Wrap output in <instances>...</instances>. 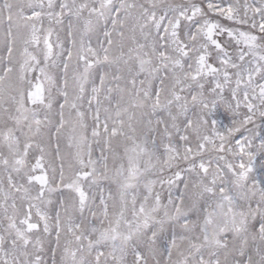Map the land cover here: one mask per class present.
<instances>
[{"label": "snow or ice", "instance_id": "obj_1", "mask_svg": "<svg viewBox=\"0 0 264 264\" xmlns=\"http://www.w3.org/2000/svg\"><path fill=\"white\" fill-rule=\"evenodd\" d=\"M0 264H264V0H0Z\"/></svg>", "mask_w": 264, "mask_h": 264}]
</instances>
